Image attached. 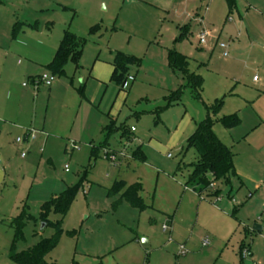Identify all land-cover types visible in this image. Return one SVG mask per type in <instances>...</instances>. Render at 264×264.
Returning a JSON list of instances; mask_svg holds the SVG:
<instances>
[{
  "label": "rangeland",
  "instance_id": "rangeland-1",
  "mask_svg": "<svg viewBox=\"0 0 264 264\" xmlns=\"http://www.w3.org/2000/svg\"><path fill=\"white\" fill-rule=\"evenodd\" d=\"M259 1L261 4L255 3L257 6L250 9L244 6V0H239L242 6L239 16L235 10L230 12L226 0H177L175 9L169 13L142 0L136 3L130 0H65L67 5L52 0L29 7L19 0H0V109H3L0 112V171L3 174L0 182V264H15L10 258L14 219L26 209L36 220L24 229V240L16 246L18 252L51 238L55 229L40 221L41 206L54 195L77 185L82 188L65 217L56 213L49 215L51 223L62 220L58 245L46 257L49 262L264 264L255 253L264 255V231L255 233L252 230L254 225L264 223L262 211L253 221L251 215L242 210L245 199L239 196L238 207L243 212L237 213L238 219H235L232 213H224L220 204L218 208L212 206L216 196L203 193L199 197L198 193L187 190L198 154L187 148L188 137L181 136L180 128L185 114L197 120L199 112L206 116L205 105L211 106L218 100L221 106L218 114L213 115L214 132L233 155L239 152L238 140L258 119L251 110H246L242 101L256 98L254 91L264 93V19L260 15L264 14V2ZM246 9L250 10L249 18L242 26L240 22L245 21ZM94 24L106 30L93 36ZM70 25H85L83 37L87 43L79 69L69 63L67 76L57 75L54 84L62 82L70 88L74 81V86L80 89L82 83L94 75L91 68L98 56L104 61L103 65L113 68L114 54L110 51L116 44L139 49L135 55L139 65H131L129 70L136 82L122 89L109 79L106 96L104 88L99 98V101L103 98V105L118 126H124L129 132L132 128L136 131L130 133V139H121L117 131L110 134L109 139L101 136L92 144L88 140L67 137L44 143L39 135L31 144L24 141L18 145L17 137L24 138L28 129L37 130L44 118L50 121L51 115H55L51 104L57 99L69 107L66 133L73 128L81 94L72 87L62 88L50 102L46 86H39L41 89L37 91L38 87L25 72L33 62L45 58V46L53 35L70 29ZM123 27L149 35L160 50L155 52L154 48L140 46L142 35L126 34L121 31ZM185 31L186 38L179 40ZM203 31L211 33L209 42L214 39L217 45H227L228 58H223V51L218 47L212 52V48L208 51V46H199L197 34ZM164 47L181 49L180 52L189 57L190 71L203 78L202 100L195 99L189 88H183L181 102L170 105L158 115L157 111L166 106V91L185 85L182 76L177 81L161 62L160 51ZM210 57L212 63H209ZM230 60L237 63L228 66L226 62ZM37 69L39 74L46 70L44 65ZM255 75L260 83L254 84ZM242 86L250 90L242 91ZM83 91L89 98L91 86ZM71 100L73 104H67ZM252 104L264 118V97L260 103L255 100ZM57 105L62 108L60 101ZM234 114L243 119V126L233 130L225 128L220 120ZM192 127L190 134L195 132L197 124L194 122ZM107 139L108 144L102 147ZM74 145L79 150L73 151ZM22 148L28 156L26 160L20 157ZM137 149H141L147 159L134 158L133 152ZM107 153L115 154L116 160ZM119 181L127 186L140 183L143 209L121 201L118 193H110ZM221 189L224 191V187ZM199 203L203 204L200 209ZM169 217H174V223H170ZM205 240L208 241L206 246L203 245ZM180 246L185 247V256L179 255ZM244 250L249 251L246 258Z\"/></svg>",
  "mask_w": 264,
  "mask_h": 264
},
{
  "label": "crops",
  "instance_id": "crops-1",
  "mask_svg": "<svg viewBox=\"0 0 264 264\" xmlns=\"http://www.w3.org/2000/svg\"><path fill=\"white\" fill-rule=\"evenodd\" d=\"M48 1H52V0H24V1L19 0V2L26 4L25 6H27V7L33 6L36 4L44 5ZM53 1H55L53 3H58L59 5H61V3H66L65 0H53ZM126 1H129V0H126ZM130 1H132L131 3H136L135 1H137V0H130ZM142 1H145L146 3L153 5L155 8H157L160 11H164V12H168V13L171 12L172 10H174L176 7V4H177V0H142ZM236 1L237 2H235V9H233V10H235L238 13V15L240 16V14H241L240 9H242V6L239 5L240 4L239 0H236ZM263 2H264V0H263ZM255 3L261 4L259 0L258 1L244 0V6L246 7L248 5V7L250 9H253L252 7H254V5L257 6V4H255ZM63 5H67V3L63 4ZM244 6H243V9H244ZM42 7H44V6H42ZM208 10L209 9L207 8V12H208ZM233 10H232V12H233ZM249 11H250L249 9H246L245 21L242 20L240 22V24L242 26H244L246 24V21L249 18V16H248ZM260 15L262 17V18L261 17L260 18L264 19V14H260ZM74 17H75V14H74ZM228 21L232 23L233 19L229 17ZM96 25H99V24H94L93 26H96ZM100 26H101V29L98 31V33H96L93 36L100 35L101 33H103V30L104 31L106 30L103 28L102 25H100ZM84 27H85V25L83 27H72L70 25V29H65L62 32L57 31V34L55 33V35H53L54 37L52 39H50V41H49L50 43L45 46L47 49V51L45 52V58H42L38 61H36L38 58H34V59H36L35 60L36 62H33L30 66L26 67L25 72L30 76V79H32L31 83L33 85H35L36 87H38L36 89L37 91H40V89H41V87H39V86H46L44 83L40 82L39 79H40L41 75L49 72L47 69V66L53 61L55 54H56V52L60 46V43H61V41L65 35V32L70 31L78 37L85 38V37H83V35H85L83 32ZM245 27H246V31L248 32L247 25ZM121 31L125 32L126 34L136 33V35H142L140 32L135 31V30H131V29H126V27H123L121 29ZM198 35H199V33L197 34V41H198V44L200 47H207L208 46L209 47L208 51H210L212 48V52L214 51L215 48L218 47L220 51H223V54H222L223 58L229 57V55L224 56V50L219 47V44L217 45V41L214 39H212L213 41H211V42L207 41V43L205 45H201L199 43V40H198ZM149 37H150L149 35L143 34L142 35V41H141L143 43L139 42V45L140 46L144 45V46H147L148 48H154L155 52H157V50H160L161 47H159L158 44H154L153 42H151V38H149ZM209 38H211V33H210V36L208 37V39ZM56 41H57V44H56ZM84 48H85V46H84ZM84 48H83V54H84ZM169 49H172V48H169ZM169 49L164 47V48H162V51H160L161 52V56H160L161 62L164 63L165 68L166 67L168 68L170 74L175 79H177V81H180L179 76H182V75L174 73L169 66L168 59H167V53H168ZM227 49H228V47H227ZM138 51H139V49H137L136 47L126 48V47H123L121 44H116L114 46V48L110 51V54H114V58L112 61L113 68L103 65L104 61L101 59L99 60V56H98L94 60L93 67L91 68L92 69L91 72L93 71L94 75L92 76V74H91L89 76V79H87L85 83H82V87L80 89L76 88L74 86V81L71 82L70 88H69V84L62 83V82H58L57 84L53 83L50 87L46 86L47 89H45L46 90L45 93L47 94V97H48L50 102H51V100H53V98L56 97L55 94H57V91L61 90L62 88L63 89H66V88L71 89V87H72V88H74V90H76L77 92H79L81 94L82 101H80L78 103L77 112L75 114L76 115L75 120H74V123L72 125L73 126L72 130H70L68 133H66V131H65L66 116H67V113L69 111L68 110L69 107L67 108V106L64 105L65 104L64 101H62L61 99H57L55 102H53V104H51L52 105L51 110H53L55 112V115H51L50 121L47 118H44V120L37 126L38 127L37 130L35 128L34 129H28L25 132L23 140L21 142H17V138H20V137H17L16 143L19 145L25 141V142H28V144H31L37 140V137L39 135L41 136L40 140L43 141L44 143L51 142L53 140L61 141V139H64L65 137H67L66 139L71 138V139H76L79 141L88 140V141H90L89 143L92 144L96 139H99L101 136L104 137L105 139L108 138L106 136L105 128L107 126H109V124L112 121H115V120L112 118L111 113L108 112L107 106L103 105V98L100 99V101H99V98H100L101 93L103 92L104 88H106V90H104V96H106V94L108 92L107 82H109V79L112 80V76H113L114 69H115L114 68V60H115L116 53L122 52V53H125L128 55L135 56V55H137ZM177 51L180 52L181 49L177 50ZM99 53H101V50H99ZM180 53H182V52H180ZM83 54H82V57H83ZM212 60H213L212 57H210L209 63H212ZM108 61H110V60H108ZM19 63H21V62L19 61L18 64ZM70 63H72V62H70ZM226 63L228 64V66H233L234 63H237V61L236 60H230V61H227ZM72 64H74V63H72ZM42 65H44L46 70L44 71V73L39 74L40 72L37 68L39 66H42ZM75 67H76V65H75ZM78 69H79V67L78 68L76 67V70H78ZM34 75H36V76H34ZM66 76H67V74H66V67H65V74L63 75V77H66ZM130 77H132V76L130 75ZM255 77H256V75L253 77L254 84L260 83V78L255 80ZM239 79L241 80V78H239ZM182 80L185 83V80L183 79V77H182ZM134 82H136V78H134V80L131 81L130 83H134ZM42 84H44V85H42ZM23 86L26 87L25 84H23ZM89 86H91L90 97L86 98L83 90H85ZM129 86L130 85H128V87ZM246 88H248V87L242 86V91L248 92V90H250V89H246ZM177 89H179V88H177ZM263 89H264V87H263ZM255 90H258V89H255ZM171 91H175V90L166 91V96ZM251 92H253L252 89H251ZM254 92H255V95L257 96L256 98L254 97V98H252V100L244 98L242 103L245 104L246 110H251L253 112V115L257 116V118H258L257 122H253L251 130L249 132H247V134H245L244 136H241L240 140H238V142H239L238 147H240V150H239V152L234 153V156H233L235 175L231 177L230 182L227 186H224L223 184H221V186L224 187V191L221 189V186L219 184L216 185L218 187L217 189H219L221 191L220 196H218V197L216 196V199L221 197V200L217 201L215 199V202L212 205V206L218 208L219 207L218 204H220L223 212L227 213V214H229V212L232 213V215H233L232 217H234L235 219H238L237 213L241 214V212H243L242 210H245L249 215H251L253 221L259 215L260 211H262L264 214V118L260 114L257 113V110L254 109V104H252V103H254L255 100H256L257 104L260 103L264 97V93L260 92L259 90H258V92L257 91H254ZM32 93L37 96V94H35L34 92H32ZM230 95L232 97H236L234 94H230ZM165 97H164V100H165ZM59 101H60V103H62L61 109L57 105V103ZM50 102H49L48 110H50V107H51ZM165 102H166V100H165ZM180 102H181V100H180ZM70 103H72V100L69 101L67 104H70ZM178 103H176V104H178ZM168 107L169 106H167V102H166V106L160 108L157 111V114L159 115L160 113L164 112L166 109H168ZM65 108H67V109H65ZM2 110L3 109H0V112ZM56 111L58 112L57 114H56ZM197 117H198L197 120H195L194 119L195 117L190 118L186 114L184 115V117L182 118L181 123H180V128L182 129L181 136L183 135V137H186V138L188 137V139H189L193 135V134H190L191 133L190 131H193V129H194V127H192L193 123L195 122V124H197V126H198V124L207 117V114L205 116V114H203L202 112H199ZM254 120L255 119H253V121ZM197 121H200V122H197ZM115 124L118 127L116 121H115ZM239 126L240 127L243 126V119L240 120V125H238V127ZM132 129H131V134H133V132L136 131V130H134L132 132ZM233 129H231V130H233ZM32 130L35 131L34 136L29 135V131L31 132ZM117 131H119V130H117ZM117 131H114L113 133H115ZM119 132H120V134H122L121 131H119ZM85 134L88 135L87 138L84 137ZM120 138L121 139H123V138L124 139H130V134H129V138L128 137H122V135H120ZM108 139L105 142H102L103 143L102 147H105V145L108 144ZM73 144H75V142ZM241 147H242V150H241ZM77 150H79V149L73 148V151H77ZM23 152L26 153L22 148L21 153H20V157H21V159L26 160L28 158V156L26 154V157L23 158L21 156V154ZM135 152H136V150L133 152V154ZM113 155H115V154H113ZM139 156H141L140 160H142V161L147 159V157L143 154V151L141 149L139 151ZM241 156H243V157H241ZM133 157H134V155H133ZM0 158H1V156H0ZM238 158H240V161ZM112 160L115 161L116 156H115V159H112ZM2 178H3V174L0 171V182L1 183H2ZM136 184H140V183H136ZM186 188H187V190H191L196 194L198 193L199 197H201V195H204V194L207 196H211V195L214 196V194H212L213 192L211 190L199 192V191H197V190H195L189 186ZM239 196H241L243 199H245V206L242 208V210H239V207H238L239 201L237 200V197H239ZM202 205H203L202 203H199L198 208L200 209L202 207ZM225 217L228 218L226 215H225ZM170 223H174V217L170 218ZM256 225H258V224H256ZM259 226H261L262 230L261 231H255L252 228L253 232L262 233L264 231V223L259 225ZM164 231L167 232L168 229H166ZM255 253L257 254V257L259 259H261V261L263 262L264 261V255L260 254V252H258V251H255ZM179 255L181 256L180 250H179ZM185 255H182V256H185Z\"/></svg>",
  "mask_w": 264,
  "mask_h": 264
},
{
  "label": "trees",
  "instance_id": "trees-1",
  "mask_svg": "<svg viewBox=\"0 0 264 264\" xmlns=\"http://www.w3.org/2000/svg\"><path fill=\"white\" fill-rule=\"evenodd\" d=\"M226 2L230 12H232V10L235 9L236 0H226ZM100 29V25L93 26L91 34L95 35ZM186 33L187 31L182 32L179 40L186 38ZM86 42V38L78 37L70 31L65 32L53 61L47 66L48 71L54 76H63L65 74V67L70 62L74 63L78 68ZM167 59L171 70L174 73L181 74L185 80V85L182 88L169 92L165 97L167 106L180 102L183 95V88H189L193 97L201 101L203 78L190 71V59L176 49L168 50ZM131 65H139V59L122 52L116 53L112 81L122 89L124 83L128 80V77H130L129 70ZM220 106L221 103L218 100L211 106L205 105L207 117L198 124L195 132L187 141V148L194 149L198 154V160L193 164V171L189 176L188 186L199 192L211 190L214 196L217 197L220 196L221 191L219 189L216 190V187L214 189L211 188V185L223 184L227 186L231 177L235 175L234 155L216 136L213 129L215 125V117L213 115L218 114ZM220 121L227 129H232L240 124V119L235 114L223 117ZM117 130L122 132V137L129 138L131 131L129 132V130L122 125L117 127L115 121H112L109 126L105 128L106 136L109 137L110 134ZM139 151L140 149L136 150L133 154L135 158H141V156H139ZM81 188V185L70 187L63 193L54 195L41 206L40 221L44 226L51 224L55 229V234L51 238L42 239L34 246L20 252L17 251L16 246L19 242L24 240V229L28 223L36 222V220L26 209L14 219L12 225L15 235L10 250V258L15 264H57L47 261L46 257L58 245L62 232V220L51 223L49 215L51 213H56L62 218L65 217L75 195ZM140 192V184L127 186L123 181L116 182L114 188L110 191L111 194H120L121 201H127L134 208L143 209L145 205L140 196ZM72 264L78 263L74 261Z\"/></svg>",
  "mask_w": 264,
  "mask_h": 264
},
{
  "label": "built area",
  "instance_id": "built-area-1",
  "mask_svg": "<svg viewBox=\"0 0 264 264\" xmlns=\"http://www.w3.org/2000/svg\"><path fill=\"white\" fill-rule=\"evenodd\" d=\"M22 1H24V0H22ZM209 36H210V33L207 32V31H203V32L199 33V35H198L199 43L201 45H205L207 43V41H208V37ZM219 47L224 50V56H228V53L226 52L227 45L224 44V43H219ZM55 80H56V76H54L53 74H51L49 72L44 73L43 75H41V77L39 79L40 82L44 83L48 87H50L55 82ZM133 80H134L133 77H128V80L123 85V89H127L129 83L131 81H133ZM255 80H257V77H255ZM134 130L135 129L133 128L132 131H134ZM34 132L35 131H33V130L31 132L29 131V135L30 136H34ZM22 140H23V138H17V142H21ZM74 149H79V148L76 145H74ZM107 155L110 156L111 159H115V155H113V154L111 155L109 153H107ZM21 156L23 158H25L26 157V153L23 152L21 154ZM66 171H68V168L67 167H66ZM215 187H216L215 184H212L211 185V188L214 189ZM216 200L217 201L221 200V197L217 198ZM166 229H168V228L164 226V230H166ZM203 245L204 246L208 245V241L205 240L203 242ZM186 253H187V251L185 250V247L184 246H180V254L181 255H185ZM248 255H249V251L244 250L243 257L246 258Z\"/></svg>",
  "mask_w": 264,
  "mask_h": 264
},
{
  "label": "water",
  "instance_id": "water-1",
  "mask_svg": "<svg viewBox=\"0 0 264 264\" xmlns=\"http://www.w3.org/2000/svg\"><path fill=\"white\" fill-rule=\"evenodd\" d=\"M253 229H254L255 231H261V230H262L261 226H259V225H254V226H253Z\"/></svg>",
  "mask_w": 264,
  "mask_h": 264
}]
</instances>
